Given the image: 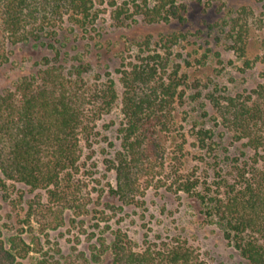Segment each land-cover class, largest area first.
<instances>
[{
	"label": "trees",
	"instance_id": "obj_1",
	"mask_svg": "<svg viewBox=\"0 0 264 264\" xmlns=\"http://www.w3.org/2000/svg\"><path fill=\"white\" fill-rule=\"evenodd\" d=\"M189 1L209 7L222 0H0V66L11 60L9 45L33 43L54 53L39 69L18 76L0 92V189L6 190L11 182L31 192L42 191L30 207L49 228L65 222L66 210L87 212L79 183L82 140L99 134V121L118 103L120 148L109 161L116 172L109 191L121 206L134 204L150 186L194 195L207 219L220 227L248 264H264V80L247 94L208 97L221 124L245 148L230 168L220 167L215 180L204 182L205 186L182 178L177 170L167 172L160 139L178 132L174 111L187 87V75L171 64L174 47L186 36L169 32V27L185 22ZM102 15L118 28L132 30L144 24L166 29L156 37L151 32L122 36L116 69L120 93L109 75L87 82L89 64L74 54L68 58V51H63V33L96 31ZM252 23L264 29V12L257 14L243 5L220 28L227 49L244 59L245 68H253L259 60L264 63V55L246 58ZM69 60L74 65L66 69ZM195 138L201 148H214L212 130L201 128ZM9 241L8 247L0 238V264H26L30 245L19 235ZM109 250L110 264H207L178 236L137 250L121 230L114 231L110 244L100 235L85 264H101ZM34 264L64 263L45 258Z\"/></svg>",
	"mask_w": 264,
	"mask_h": 264
},
{
	"label": "rangeland",
	"instance_id": "obj_2",
	"mask_svg": "<svg viewBox=\"0 0 264 264\" xmlns=\"http://www.w3.org/2000/svg\"><path fill=\"white\" fill-rule=\"evenodd\" d=\"M187 5L185 22L169 27V32L176 30L186 36L174 47L171 59V64L179 66L180 71L187 75L184 100L176 105L174 111L177 133H183L184 138L173 132L168 136L162 135L160 142L165 147L167 172L177 170L182 178L205 186L204 182L215 180L220 167L226 171L245 149L241 141H235L231 130L221 124L208 97L221 99L222 95L247 94L264 80V63L261 60L253 68H245L244 59L227 49L221 23L235 16L243 5L251 6L257 14L264 12V0H222L209 7L189 1ZM99 19L97 30L86 35L63 33L62 43L66 44L63 51H68V58L74 54L85 65L89 64L87 82H99L109 75L116 81L120 93L116 69L124 46L122 36L136 37L137 34L151 32L156 37L166 29L139 24L128 30L112 26L107 15ZM8 47L12 55L9 63L0 66V92L18 76L39 69L45 59L54 55L53 51L33 43ZM262 55L264 29L252 23L246 58ZM72 65L74 61L69 60L64 67L69 69ZM121 119L120 106L116 103L111 113L99 121V134L89 141L82 140L79 183L81 196L88 201L87 212L78 215L73 210H66L65 222L49 228L30 207L42 191L31 192L24 185L8 182L6 190L0 189V238L9 247L11 237L21 236L32 249L26 264L45 258L51 263L85 264L84 259L89 256L96 239L105 235L110 244L117 230L125 232L137 250L178 236L192 246L207 264H248L225 239L220 227L207 219L194 195L150 186L137 196L134 204L126 206H121L120 200L112 196L109 189L115 186L116 172L110 168L109 161L114 159L120 148L116 128ZM201 128L214 132L212 150L199 146L195 134ZM179 144L183 148H179ZM247 155L250 156L251 152L247 151ZM111 260L112 252L109 250L101 264H110Z\"/></svg>",
	"mask_w": 264,
	"mask_h": 264
}]
</instances>
